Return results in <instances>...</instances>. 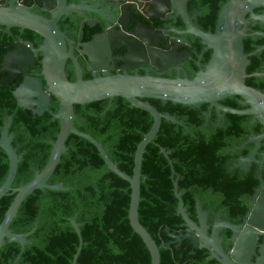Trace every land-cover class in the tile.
I'll return each mask as SVG.
<instances>
[{
	"label": "trees",
	"instance_id": "1",
	"mask_svg": "<svg viewBox=\"0 0 264 264\" xmlns=\"http://www.w3.org/2000/svg\"><path fill=\"white\" fill-rule=\"evenodd\" d=\"M226 1L189 0L187 8L195 25L203 31H214L218 13ZM254 11L264 13V7ZM169 22L182 25L179 17ZM77 26L78 22L70 17H63L59 25L61 29ZM253 30L264 32V23H256ZM93 31L89 29L85 39H89ZM38 39L36 35L35 40ZM0 41L9 44L12 39L2 31ZM191 43L192 58L186 61L189 77L205 66L211 55V50H206L198 65L203 44L197 37L191 38ZM243 45L244 51L250 53L264 45V36L248 35ZM5 51L6 48L0 47V62ZM249 59L246 69L249 76L245 82L264 91V77L252 75L264 69V49L251 54ZM66 72L69 80H74L72 68L67 66ZM90 77V73L84 74L85 79ZM14 86L0 82V136L5 118L11 116L8 132L12 135L13 148L20 155L12 183L16 188L45 165L59 122L49 113L33 115L20 108L13 97ZM240 99L233 95L220 102L233 108H246ZM148 100L160 112H169L182 122L163 118L155 138L145 148L141 163L139 221L159 247L160 264H219L215 258H209L206 248L195 249L191 254L192 245L188 239L179 245H162L163 241L170 240L165 226L175 232L186 227L178 213L174 181H177L186 212L194 222H199L196 207L199 202L202 210L218 211L223 219L238 223L248 210V198L260 185V177L264 181V165L261 170L256 163L249 170L231 168V165L238 157L250 153L254 143L245 141L252 134H261L263 127L257 120L252 123L253 116L248 114L227 112L222 120H217L218 112L207 103L194 106ZM50 107L54 112L58 109L54 96ZM74 110L76 128L100 141L111 160L131 175L136 146L152 125L150 113L132 106L120 96L76 104ZM7 172L8 158L0 147V184ZM48 182H61L67 188H39L27 196L9 227L16 233L33 231L23 245L5 239L0 247V264H71L79 244L73 219L79 225L83 240L75 264H150V253L128 219L130 185L108 169L90 141L69 135L66 150ZM12 199L13 195L0 198V222ZM229 232L228 229L222 231L225 249L231 247Z\"/></svg>",
	"mask_w": 264,
	"mask_h": 264
},
{
	"label": "water",
	"instance_id": "2",
	"mask_svg": "<svg viewBox=\"0 0 264 264\" xmlns=\"http://www.w3.org/2000/svg\"><path fill=\"white\" fill-rule=\"evenodd\" d=\"M189 0H140L147 8L146 19L152 21H171L180 18L183 28L176 29L184 36L182 42L173 41V47L163 49L161 40L166 39V31L155 25H143L139 32H133L132 43L127 36L126 22L130 19L131 10H137L134 0H0V25L17 27L35 32L43 38V42L35 48L32 42L27 45L18 42L16 48L7 52L0 64V72H11L6 83L17 74L23 79L13 90L17 105L29 109L35 115H42L49 108L50 97L58 100L56 112L49 109L59 122V130L52 142L49 157L41 170L19 187L13 188L20 155L12 146L11 134L7 132L9 122L5 123L0 136V147L8 158V172L0 184V198L13 195L0 222V247L5 239L17 241L22 245L33 229L25 233H16L10 229V223L15 217L22 202L35 189L48 188L53 190L66 189L63 183L48 182L54 173L61 155L66 150L69 135L74 134L90 141L99 151L108 169L126 180L130 185V202L128 219L134 232L140 236L150 253V264H160V252L156 241L141 224L138 218L140 200L141 163L147 145L155 138L162 119L181 123L169 112H160L148 99H160L162 102L171 101L186 105L201 106L207 103L224 117L225 113L252 115L254 123L259 121L263 132L252 134L246 141L254 143L248 156L240 157L238 166L249 168L254 161L264 163V151L259 154L258 148L264 140V91L246 84L249 76L246 72L250 63L249 56L264 49V45L250 53L244 51L243 40L247 37L249 20L264 23V13L257 14L254 9L264 7V0H227L218 13L214 31H203L194 24L188 12ZM43 11L45 14L39 13ZM63 17H70L79 22L77 37L67 40L65 32L58 26ZM98 25L100 31L88 41H83L84 27L92 28ZM199 38L203 48L198 55L197 64L206 50L211 55L205 66L200 67L193 77L168 78L152 75L144 68L143 74L129 72L127 68L148 66L164 70L191 55V52L177 54V48L188 43L186 35ZM254 34L264 36V32ZM253 35V34H252ZM75 50L84 58V68L91 73L90 78H84L83 67L79 63ZM121 47L125 53L113 57V51ZM43 52V67L47 91L43 89V78L28 74L30 66H34L35 54ZM72 62L74 80H69L66 72L67 60ZM114 71V73H112ZM256 72L252 75L260 76ZM240 96V103L246 108H233L220 101L228 96ZM123 97L132 106L147 111L152 116V125L136 146L132 174L122 171L109 157L102 143L92 135L76 128L74 105L85 104L113 97ZM161 151L167 155L164 148ZM256 154L260 155L258 159ZM260 185L250 202L249 209L242 224L231 221H220L209 236L206 232L205 213L197 204L199 222L191 220L186 212L178 191L177 181H174L175 196L178 199V213L181 214L186 229L178 232L171 231L165 226L170 237L163 241L164 247L171 244L179 245L188 239L192 245L191 254L195 249L206 248L210 257L219 264H264V181L260 177ZM72 224L78 234L79 244L71 264H75L80 253L83 240L78 223L73 219ZM231 231L232 246L224 251L219 244L220 228ZM262 236V241L259 242Z\"/></svg>",
	"mask_w": 264,
	"mask_h": 264
},
{
	"label": "flooded vegetation",
	"instance_id": "3",
	"mask_svg": "<svg viewBox=\"0 0 264 264\" xmlns=\"http://www.w3.org/2000/svg\"><path fill=\"white\" fill-rule=\"evenodd\" d=\"M146 11H147V8L145 7V5H141L140 3L138 5V7H137V10H134V9L131 10L130 19L125 23L126 24V28L128 29L127 36L129 37V40L131 41V43H132V40H133V32L134 31L139 32V30H140L139 27L141 26L140 24H143V25L152 24V25H155V27L166 31L165 36H167V38L166 39H162L160 41L161 42V46H162L163 49H167V50L171 49L173 47V41H175V40H178V41L182 42L181 38L184 35L182 33H179V32L176 31V29L183 28L182 25H174V24H172L169 21H160L158 19H153L152 21H149V20L146 19V16H145L146 15ZM39 13L47 15V13H44L43 11H39ZM61 21L63 22V18H61L59 20L58 26L61 24ZM258 22H260V21L254 22L251 19L249 20V23L247 24V31H248L249 35H252V34L253 35H257V34H254L255 32H258L257 30H253V31H251V30H252L253 26H255L256 23H258ZM78 25H79V22H78ZM97 26L98 25H96V26H94L92 28H89V27L85 26L84 27V31H83V39L82 40L83 41H88L97 32H99L101 29H100L99 26H98L99 28H96ZM89 29H93L94 31L91 33V37L89 39H85L86 33H88ZM61 30H63L65 32V36H66L67 40L68 39L69 40H73V39H75L77 37L78 26H77V28H72V29H70L69 27H66L65 29H61ZM2 31H3L4 35H6V37L12 39V41L9 44H4V43H2V41H0V47L6 48L4 56H5V54L7 52H9L11 50H14L16 48L17 43L20 42V41H22L23 43H26L27 45L29 44V42H32V44L35 46V48H37L43 42V38L34 32L37 36H39V39L35 40L36 35L32 34V33H28L27 31H30V30H27V29L21 30V29H19L17 27H8L7 28L5 26H1L0 25V32H2ZM31 32H33V31H31ZM260 32H263V31H260ZM186 37H187L189 42L188 43L185 42L184 45L179 46L177 48V54L180 55V54H183V53H186V52L189 51V52H191V55L186 57L184 60L178 62L177 64H175V65H173V66H171V67H169L167 69H164V70L149 68L148 66H142V67L139 66V67H134V68H127V70L129 72H138V73H140L141 71L144 72L145 71L144 68H146L150 74L156 75V76L175 78L176 76L179 75L181 77H184V76L189 77L188 69L186 67V61H188V60H190L192 58L193 46H192V43H191V38L196 37V36L188 34V35H186ZM36 41H38L39 43L36 44ZM73 46H74V53L77 56V59H78L79 63L83 67V76H84L85 73H90V72L85 70V68H84V58L82 56H79L78 53L76 52L75 44H73ZM124 53H125V48L121 47L119 49H115L113 51L112 56L115 57V56H118V55H121V54H124ZM4 56H3V58H4ZM3 58H2V60H3ZM1 62H0V64H1ZM34 64H35L34 66H30L28 74L32 75V76H40V77H42L43 78V89L45 91H47V89H46L47 88V84H46L45 72H44V67H43V52H38L37 54H35ZM67 66L72 68V62H71L70 59L67 60L66 67ZM0 69H1V67H0ZM256 72L264 73V69H263V71H256ZM256 72H254V73H256ZM10 73L11 72H9V71L0 72V82L2 84H4V85H7V86H10V85L14 84L15 85L14 89H15L20 84V82L22 81L24 75L17 74L15 77H13V79L11 81L6 83V80L9 78ZM112 73H114V71H112ZM254 73H252V74H254ZM90 75H91V73H90ZM259 77H264V74L260 75ZM13 90H12V92H13ZM52 96L53 95H51V97H50L49 108L46 111H44L42 115H44L45 113H49L48 112L49 109L53 110L50 107V104H51V101H52ZM13 97H14V95H13ZM27 110H29V109H27ZM29 111H31V110H29ZM33 115H35V114H33ZM50 115L52 116L53 119L55 118L52 114H50ZM222 119H223V117L220 115V113H218L217 120H222ZM7 122H9V126H10L11 116H7L5 118V123H7ZM9 126H8V128H9ZM7 132H8V129H7ZM8 134H9V132H8ZM10 136L12 138V135H10ZM50 142L52 144L53 140H51ZM245 142L247 143V141H245ZM262 145H263V140L261 141V145L258 148L259 154L261 152H263V150H264V149L261 150ZM242 146L243 145H241L239 147H242ZM240 157H246V156H240ZM240 157H238L237 159L234 160V162L231 165V168L232 167H239L240 169H243V170H249L251 168L252 164L256 163V162L253 161L249 168H242L241 166H238V163L240 162ZM256 157L258 159L260 158V156L258 154H256ZM256 164H258V163H256ZM263 165H264V163H262L261 165L258 164V169L261 170ZM258 187L256 188L255 192L252 194V196L248 198V209H249V206H250V202H252L254 200V197H255L254 195L256 194V191H257ZM197 204H199V206H200L199 202ZM196 207H197V205H196ZM200 208H201V206H200ZM202 211H203V213H205V224L208 226L207 229H206V232H207V234L209 236L212 234V230H213V228L215 227V225L218 222H220V221H228L227 219H223L221 217V213L218 212V211H214L212 209L211 210H202ZM246 213H245V215H246ZM197 215H198V212H197ZM245 215L243 216L241 221H239L238 223H234V224H242L243 221H244ZM185 229H186V227H185ZM225 229H228V228H224V227L220 228L219 233H218V237H219V244L222 246L223 250L224 251H228L229 249H225L224 248V240H225V238H224V235L222 234V231L225 230ZM228 240L230 241L231 246H232L231 231L229 232ZM261 241H262V236L259 239V242H261ZM209 258H211L210 255H209Z\"/></svg>",
	"mask_w": 264,
	"mask_h": 264
},
{
	"label": "built area",
	"instance_id": "4",
	"mask_svg": "<svg viewBox=\"0 0 264 264\" xmlns=\"http://www.w3.org/2000/svg\"><path fill=\"white\" fill-rule=\"evenodd\" d=\"M140 0H134V3L136 4V7H138Z\"/></svg>",
	"mask_w": 264,
	"mask_h": 264
}]
</instances>
